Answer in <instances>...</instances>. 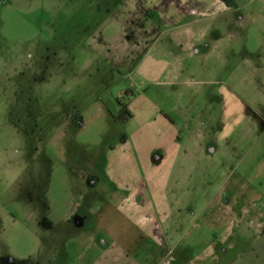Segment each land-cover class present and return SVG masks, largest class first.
Segmentation results:
<instances>
[{
	"label": "rangeland",
	"instance_id": "obj_1",
	"mask_svg": "<svg viewBox=\"0 0 264 264\" xmlns=\"http://www.w3.org/2000/svg\"><path fill=\"white\" fill-rule=\"evenodd\" d=\"M0 264H264V0H0Z\"/></svg>",
	"mask_w": 264,
	"mask_h": 264
},
{
	"label": "crops",
	"instance_id": "obj_2",
	"mask_svg": "<svg viewBox=\"0 0 264 264\" xmlns=\"http://www.w3.org/2000/svg\"><path fill=\"white\" fill-rule=\"evenodd\" d=\"M129 108L133 110L131 106ZM171 144H174L172 137L164 136V139H162V141H160L155 147H153L151 151L136 155L137 165L140 168L141 176L143 175V178L140 181H144L147 184L151 183V184L159 185L161 178L165 172V167L168 165V167L170 168L173 159L176 156L175 151H165L167 148H170ZM155 150L161 151L158 159L152 156V152H154ZM127 157H125V159ZM121 172H123V168ZM135 179L138 180L139 178L136 177ZM135 179L133 180L136 181ZM112 180L117 182L116 187L118 188V190L131 187L133 184L132 180L131 182H128V184H126L124 182L126 179L124 180V176L121 174L120 176H116V179L112 178Z\"/></svg>",
	"mask_w": 264,
	"mask_h": 264
},
{
	"label": "trees",
	"instance_id": "obj_3",
	"mask_svg": "<svg viewBox=\"0 0 264 264\" xmlns=\"http://www.w3.org/2000/svg\"><path fill=\"white\" fill-rule=\"evenodd\" d=\"M125 111H126V109H125Z\"/></svg>",
	"mask_w": 264,
	"mask_h": 264
}]
</instances>
